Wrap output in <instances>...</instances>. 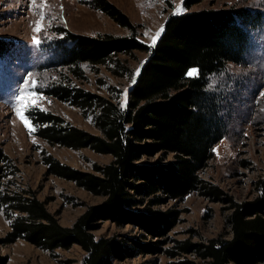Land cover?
I'll use <instances>...</instances> for the list:
<instances>
[{
	"label": "rangeland",
	"instance_id": "1",
	"mask_svg": "<svg viewBox=\"0 0 264 264\" xmlns=\"http://www.w3.org/2000/svg\"><path fill=\"white\" fill-rule=\"evenodd\" d=\"M109 1L128 15L135 26L136 37L148 47L153 45L156 32L164 31L168 17L176 15L177 9L184 13L240 7L260 14L257 22L246 26L248 45L241 62L228 61L224 68L208 76L207 87L223 93L226 131L213 146V158L198 171L204 182L220 187L224 195L234 201L242 202L259 195L258 181L264 178V97L261 96L264 93V0H201L187 8L185 0ZM93 2L36 0L33 5L32 0H0V41L5 44L0 49V149L5 154L0 159V264H81L86 254L77 243L50 250L23 237L1 241L11 230L12 221L25 214L4 201L2 195L26 198L34 193L65 226L72 225L88 206L104 199L103 195L50 172L46 157L83 171L96 172L95 165L110 162L112 155L90 147L52 144L37 135L33 122L36 130L30 134L15 114L14 99L24 80L33 74L39 85L36 91L42 95L39 109L59 115L65 125L78 126L95 134L100 133L95 117L100 111L101 99L93 97L91 105L83 107L50 93L55 85L81 88L106 101L126 106L134 76L150 51L112 52L101 64L83 61L81 76L75 75L62 62L65 47L75 45V40L66 38L61 28L88 36L132 33L130 27L94 7ZM37 8L45 13L42 33L33 31L41 19ZM235 18L241 23L238 16ZM34 35L41 40L39 45L33 44ZM189 72L198 74L195 67H190L187 74ZM173 159V153L164 155L158 151L144 154L135 162L163 166ZM225 201L208 197L201 189L181 200L152 203L149 198L142 199L132 206L133 210L149 215L177 211L174 225L164 234H148L132 222L117 224L108 219L99 221L92 231L96 236L114 238L121 247V252L112 255L107 264H180L184 261L205 264L194 252L179 253L177 244L186 239L205 240L220 233L229 236L226 217L230 210ZM137 243H155L157 248L142 250ZM256 264H264V261Z\"/></svg>",
	"mask_w": 264,
	"mask_h": 264
},
{
	"label": "trees",
	"instance_id": "2",
	"mask_svg": "<svg viewBox=\"0 0 264 264\" xmlns=\"http://www.w3.org/2000/svg\"><path fill=\"white\" fill-rule=\"evenodd\" d=\"M200 1L185 0V6ZM93 6L120 24L135 28L128 15L111 1L94 0ZM236 16L241 23L236 21ZM259 19V13L240 7L170 15L162 35L150 47L139 41L134 30L125 36L110 33L88 36L61 28L66 38L75 40V45L65 47L62 62L78 76L82 75L80 64L83 61L101 64L112 52L130 53L134 49L150 53L134 76L125 107L69 85L58 84L51 89L50 93L56 97L71 99L72 103L83 107L90 106L93 97L100 98V111L95 117L99 134L65 125L53 112L31 111L37 135L48 142L73 148L90 147L112 155L110 162L95 165L96 172L83 171L46 157L50 172L73 180L84 189L103 195L104 199L88 206L72 225L65 226L34 193L26 198L3 194L4 201L25 214L12 221L11 230L1 241L23 237L50 250L77 243L86 252L81 264H107L112 255L121 252V247L114 238L93 233L99 221L132 222L148 234L161 235L174 225L177 211L149 215L133 210L132 206L147 198L152 203L181 200L201 189L208 197L227 200L230 211L226 221L230 235L220 233L201 241L182 240L177 244L178 252H194L205 264L264 261V178L258 181L259 195L237 202L224 195L220 187L204 182L198 174L213 158V146L226 131L223 93L207 87L208 76L224 68L228 61L241 62L248 45L246 26ZM4 46L0 41V49ZM190 67L197 68L198 74L189 77ZM158 151L164 155L173 153L174 159L163 166L135 162L144 154ZM3 157L5 154L0 149V159ZM137 245L142 250L157 248L155 243Z\"/></svg>",
	"mask_w": 264,
	"mask_h": 264
},
{
	"label": "snow or ice",
	"instance_id": "3",
	"mask_svg": "<svg viewBox=\"0 0 264 264\" xmlns=\"http://www.w3.org/2000/svg\"><path fill=\"white\" fill-rule=\"evenodd\" d=\"M33 5H36V0H32ZM47 7V5H44ZM182 9H177L175 14H180ZM37 14L40 15V20L36 22V25L33 29L35 33H42L45 31L42 21L45 19V13L41 11L40 8H37ZM157 31L155 36L152 38L153 45L156 43L157 38L160 36L161 32ZM33 44L39 45L41 40L37 35L33 36ZM189 77H192L193 74L189 72L187 74ZM39 87L37 80L34 78L33 74H29L28 78L24 80L23 85L20 87L19 94L15 96V114L22 121L25 128L29 133H33L36 130V127L31 121V111L34 109H39V101L42 99V95L36 91ZM261 96L264 97V93H261Z\"/></svg>",
	"mask_w": 264,
	"mask_h": 264
}]
</instances>
